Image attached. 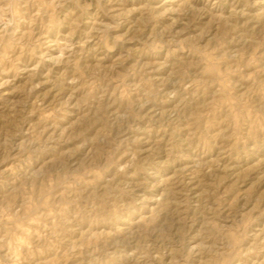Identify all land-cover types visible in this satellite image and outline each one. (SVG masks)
<instances>
[{
    "label": "rangeland",
    "instance_id": "374dc122",
    "mask_svg": "<svg viewBox=\"0 0 264 264\" xmlns=\"http://www.w3.org/2000/svg\"><path fill=\"white\" fill-rule=\"evenodd\" d=\"M0 264H264V0H0Z\"/></svg>",
    "mask_w": 264,
    "mask_h": 264
}]
</instances>
